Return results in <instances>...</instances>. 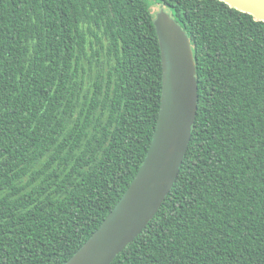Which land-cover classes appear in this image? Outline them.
Instances as JSON below:
<instances>
[{
	"label": "trees",
	"instance_id": "1",
	"mask_svg": "<svg viewBox=\"0 0 264 264\" xmlns=\"http://www.w3.org/2000/svg\"><path fill=\"white\" fill-rule=\"evenodd\" d=\"M170 7L197 67L178 175L110 264H264V20L221 0H0V264H62L151 142Z\"/></svg>",
	"mask_w": 264,
	"mask_h": 264
},
{
	"label": "water",
	"instance_id": "2",
	"mask_svg": "<svg viewBox=\"0 0 264 264\" xmlns=\"http://www.w3.org/2000/svg\"><path fill=\"white\" fill-rule=\"evenodd\" d=\"M264 20V0H221ZM149 13L161 57V97L151 142L127 189L98 228L62 264H110L145 228L173 185L194 129L197 67L190 37L170 7Z\"/></svg>",
	"mask_w": 264,
	"mask_h": 264
}]
</instances>
